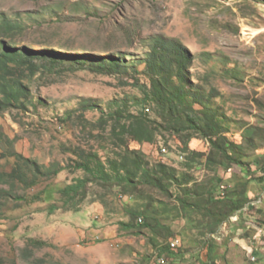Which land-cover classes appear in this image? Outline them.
Here are the masks:
<instances>
[{
	"label": "rangeland",
	"instance_id": "1",
	"mask_svg": "<svg viewBox=\"0 0 264 264\" xmlns=\"http://www.w3.org/2000/svg\"><path fill=\"white\" fill-rule=\"evenodd\" d=\"M4 20L12 29H0V41L51 49L60 64L27 81L25 109L0 113V173L14 166L13 153L65 169L32 187L16 183L0 199V264H202L203 241L209 238L221 244L219 264H264V234L251 230L264 225L257 213L264 209V184L257 180L250 185L253 208L245 207L240 216L244 221L228 219L214 234L186 223L175 182L165 183L168 193L147 185L124 193L111 182L92 181L70 210L57 191L87 176L72 168L78 148L97 151L102 161L115 157L108 134L115 109H144L156 117L151 105L139 103L149 83L143 61L154 35L175 38L188 48L193 89L204 93L228 140L239 145L237 154L250 160L264 155V0H0V24ZM111 58L117 63L113 68ZM91 103L96 107L83 108ZM102 116L109 121L105 129L97 122ZM128 146L141 150L150 166L163 161L176 168L178 178L189 175L188 186L207 184L215 173L206 162L209 141L196 134L188 147L204 156L195 161L186 158L179 136L166 131L154 143L130 140ZM217 174L225 180L241 177L237 166ZM45 188L51 197L31 200ZM52 205L59 208L51 212ZM129 211L150 213L168 225L174 233L169 241L178 240L183 255L159 257L157 242L164 240L141 227L142 215L134 219ZM122 222L135 227L125 229ZM184 229L190 231L185 242L179 236ZM253 250L255 261L249 259Z\"/></svg>",
	"mask_w": 264,
	"mask_h": 264
},
{
	"label": "trees",
	"instance_id": "2",
	"mask_svg": "<svg viewBox=\"0 0 264 264\" xmlns=\"http://www.w3.org/2000/svg\"><path fill=\"white\" fill-rule=\"evenodd\" d=\"M0 29L11 30L12 25L4 20L0 24ZM58 56V53L51 49L33 50L0 41V113L10 109H25L30 97L27 81L41 69L50 70L59 66ZM143 62L149 83L143 89V97L139 103L143 106L151 105L156 117L152 118L144 109L136 113L127 109H115L109 114L112 124L108 133L112 144L117 148L115 157H108L102 161L97 151L78 148V151H75L76 158L73 159L72 168L84 171L87 176L77 177L72 183L58 188L57 191L63 199L65 208L70 210L75 207L76 197L85 195L87 185L92 181L111 182L112 186L124 193L138 190L140 185L151 186L168 193L169 188L165 183L175 182L181 187V193L176 198L186 223L198 232H203L202 234L204 232L214 234L232 215L238 211L240 214L243 213L245 207L253 208L250 185L255 180L264 184V155H255L250 160L246 158L247 156L237 154L235 148L239 145L228 140L216 113L206 106L204 93L193 89L195 85L189 71L192 56L181 41L163 35L151 36L149 50ZM109 63V68L117 64L114 58H111ZM212 94H208V97ZM195 104L202 105V108H196ZM86 107L96 105L86 104L83 108ZM82 122V126L85 127L84 122L88 121L83 117ZM97 122L105 129L109 121L107 117L102 116ZM164 131L179 136L184 145L183 152L191 161L204 156L189 149V142L193 136L196 134L208 139L211 150L206 155V162L214 165L216 169L207 184L188 186L191 181L189 175L178 178L176 168L163 161L150 166L141 150L128 146L130 140L154 143ZM13 156L15 164L12 169L0 173V183L9 185L8 189L0 187V199L10 195L16 183L32 187L41 178L55 176L65 169L60 164L46 167L19 153H13ZM252 165L257 166L256 170H252ZM234 166L239 168L241 177H233L234 179L230 177L226 181L217 174L218 169L231 171ZM258 171H262L260 176L256 175ZM46 190L45 188L41 192L46 193L44 197L37 193L32 195L31 200L51 197ZM16 198L25 199L22 196ZM58 208L52 205L49 210L52 212ZM128 214L134 219L142 215L143 219H138L141 220L139 223L141 227H149L156 237L164 240L157 242L159 257L173 259L183 255L178 249L179 246H171L169 238L174 233L168 225L160 223L147 212L129 211ZM121 227L133 229L135 225L132 222H122ZM187 230L179 233L183 242L190 233ZM33 242L37 246L45 244L41 240ZM203 244L206 255L202 264H219L221 253L218 249L221 244L214 238L203 241ZM254 254L258 255L257 252Z\"/></svg>",
	"mask_w": 264,
	"mask_h": 264
},
{
	"label": "built area",
	"instance_id": "3",
	"mask_svg": "<svg viewBox=\"0 0 264 264\" xmlns=\"http://www.w3.org/2000/svg\"><path fill=\"white\" fill-rule=\"evenodd\" d=\"M164 150V149H163ZM223 188V187H222ZM256 232H257V234H264V225H256ZM177 242H178V240L177 241H172L170 244H171V246L172 247H176V244H177ZM249 253V259L251 260V261H255V259H256V255L254 254V252H248Z\"/></svg>",
	"mask_w": 264,
	"mask_h": 264
},
{
	"label": "crops",
	"instance_id": "4",
	"mask_svg": "<svg viewBox=\"0 0 264 264\" xmlns=\"http://www.w3.org/2000/svg\"><path fill=\"white\" fill-rule=\"evenodd\" d=\"M262 212V213H261ZM244 213V212H243ZM243 213H241V214H243ZM257 213L258 214H262L263 216H264V209H257ZM241 214L239 215V217H238V219L237 220H232V219H230V221L232 222V223H239V222H241V221H244V218H243V216H242V218L240 217L241 216ZM246 220V219H245ZM247 221V220H246ZM247 223H249V222H247ZM246 223V224H247ZM250 226V225H249ZM252 226V225H251ZM253 227V229L251 228V230L253 231L252 233H254L255 232V230H256V228H255V226H252ZM251 249V248H250ZM252 250V249H251ZM253 252L254 253H256V251L255 250H253Z\"/></svg>",
	"mask_w": 264,
	"mask_h": 264
}]
</instances>
